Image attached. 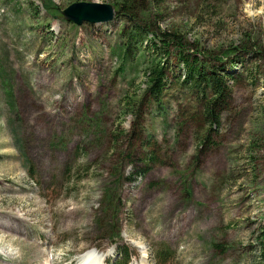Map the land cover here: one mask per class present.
Returning a JSON list of instances; mask_svg holds the SVG:
<instances>
[{
	"label": "rangeland",
	"instance_id": "1",
	"mask_svg": "<svg viewBox=\"0 0 264 264\" xmlns=\"http://www.w3.org/2000/svg\"><path fill=\"white\" fill-rule=\"evenodd\" d=\"M46 1L0 0V219L32 222L45 253L34 262L0 233V264H10L6 252L22 253L21 264H68L85 250L91 264H118L122 248L128 264H264V58L235 59L238 80L212 127L174 78L175 45L167 57L160 42L173 33L203 56L243 43L261 52L264 0H128V16L114 7L126 0ZM76 2L118 14L76 25L60 13ZM134 26L147 32L142 55L125 59L117 47ZM152 59L171 66L161 108L139 103ZM147 136L160 161L140 175L143 162L127 154ZM106 189L116 206L102 216ZM111 214L118 224L106 228Z\"/></svg>",
	"mask_w": 264,
	"mask_h": 264
},
{
	"label": "trees",
	"instance_id": "2",
	"mask_svg": "<svg viewBox=\"0 0 264 264\" xmlns=\"http://www.w3.org/2000/svg\"><path fill=\"white\" fill-rule=\"evenodd\" d=\"M43 7L48 9V3L46 0H41ZM115 4V8L120 12L121 15H131V9L127 7V2ZM144 3L143 0H137ZM139 7L144 5L140 3ZM130 19V18H128ZM131 20V19H130ZM135 31H131L128 34L122 36L126 38L123 44L117 47V50L123 58L132 59L136 54L142 52V41L143 37L146 38L147 32L143 30L140 26H134ZM136 42H134V41ZM162 42L163 53L168 57L172 51L170 50L171 45H175V67L179 68V73H174V78L178 85L187 88L198 101V105L203 108V117L212 127H218L222 119V113L227 109L229 101L231 99V87L230 82H236L238 80L237 72L231 71L234 65L239 64L235 59L240 57L239 55H259L264 58V49L261 52H249V47L245 43L234 47H226L223 54L207 56L201 55L200 50H189L186 44L177 34L164 33L163 38L160 39ZM132 43H137L135 46ZM139 43V44H138ZM156 46V44H155ZM255 53V54H253ZM131 54V55H129ZM142 55V54H141ZM203 56V58H201ZM228 62L229 66H226ZM181 67V68H180ZM242 67V65H241ZM123 69V68H122ZM171 70L168 61L165 60H150L143 69V75L145 77V88L143 90V96L139 103H146L150 105L151 108L156 105L158 108L162 107V100L166 90L171 87V79L168 75ZM139 109V107H138ZM211 127V128H212ZM213 130V129H212ZM211 132H207V136L202 139V145H206V141ZM125 136H128V140L135 142L138 139L137 134L134 131L126 132ZM154 137L147 136L144 142H141L138 149L129 151L127 154L128 159H141L143 165L137 166L138 174L145 175L152 165H156L160 161V156L155 150ZM131 147V146H130ZM149 147H152L148 150ZM133 156V157H132ZM114 176L118 177V173L112 171ZM133 174V173H131ZM114 189H106L103 192L107 194V202L101 203V215L104 216L106 213H111L113 208L116 206L111 202L116 201V194L113 193ZM4 216L2 215V218ZM106 223V228L116 227L119 221L117 214H111L104 218ZM102 223V217L100 218V224ZM0 233H4L8 236L16 238V243H20L23 247L24 245L29 247L31 250L30 258L32 261H39L42 250V244L31 240L32 237H42L39 230L33 224L26 221L24 218L17 216L16 214L9 212L5 216L4 221L0 219ZM12 233L23 235V239L20 237H14ZM117 231V235H118ZM21 236V235H20ZM262 243H264V233L262 234ZM167 250L164 247H160L156 252L159 261H163L162 258L166 254ZM126 252L124 249L117 251V262L118 264H127L128 258H124ZM1 257V255H0ZM10 264H21V258L15 260V263L4 258ZM262 259L264 262V252L262 253Z\"/></svg>",
	"mask_w": 264,
	"mask_h": 264
},
{
	"label": "water",
	"instance_id": "3",
	"mask_svg": "<svg viewBox=\"0 0 264 264\" xmlns=\"http://www.w3.org/2000/svg\"><path fill=\"white\" fill-rule=\"evenodd\" d=\"M60 13L67 22L81 25L108 22L118 14V11L110 4L76 2L61 10Z\"/></svg>",
	"mask_w": 264,
	"mask_h": 264
},
{
	"label": "bare ground",
	"instance_id": "4",
	"mask_svg": "<svg viewBox=\"0 0 264 264\" xmlns=\"http://www.w3.org/2000/svg\"><path fill=\"white\" fill-rule=\"evenodd\" d=\"M26 220V219H25ZM26 221H28V220H26ZM28 222H30V221H28ZM31 224H33L32 222H30ZM34 225V224H33ZM62 225V224H61ZM35 226V225H34ZM63 226V225H62ZM60 227V226H59ZM60 231H62L61 230V228H60ZM11 237V236H10ZM11 238H13V237H11ZM13 240H14V238H13ZM15 241V240H14ZM16 242V241H15ZM16 245H21L20 243H17ZM2 248V247H1ZM3 252H6V251H3ZM3 255H5L6 257H7V259L8 260H10L11 262H13V263H15V260L13 259V255H11V254H9L8 255V252H6L5 254H3ZM92 255V253H90L89 252V256H91ZM22 253L20 254V256H19V258H21L22 259ZM40 257L41 258H45V253L44 252H41V255H40ZM18 259V258H17ZM43 262V261H42ZM44 264V263H43Z\"/></svg>",
	"mask_w": 264,
	"mask_h": 264
}]
</instances>
